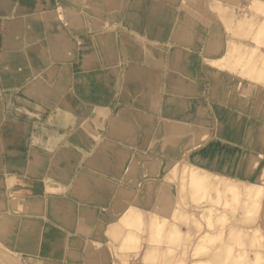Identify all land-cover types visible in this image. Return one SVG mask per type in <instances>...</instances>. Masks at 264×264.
<instances>
[{
    "label": "bare ground",
    "instance_id": "6f19581e",
    "mask_svg": "<svg viewBox=\"0 0 264 264\" xmlns=\"http://www.w3.org/2000/svg\"><path fill=\"white\" fill-rule=\"evenodd\" d=\"M161 1L66 0L69 7L60 5L55 10L51 0H26L23 5L15 6L9 17L0 20L2 30L8 33L6 40L0 43V170L5 173L0 177L7 180L5 183L0 180V189H6L0 191V210L18 214L5 217V222L10 223L7 226L0 219L1 239L3 236L9 238L23 248L25 238L34 241L43 228L41 220L30 216L31 213L55 210L53 214L60 224L69 226L72 231L47 225L48 231L55 236L51 249L57 255H63L70 248V256H77L78 249L84 248L86 258L88 256L94 264H107L111 256L108 251L94 246L95 242H89L87 238H103L110 229L107 228L111 227V237L122 235L123 247L130 244L132 248L138 241L137 229L146 230V239L152 236L150 231L156 222L153 212L172 210L173 190L178 188L179 196L184 195L180 184H184L187 176L181 174L178 187L166 183L163 188L159 186L168 193L164 194L167 198H162L160 193L156 197L158 194L154 192L144 198L150 205L145 218L144 212L140 210L142 213L139 214L140 211L134 210L136 206L133 207L134 201H140L137 198L140 186L148 190L151 182L175 175L177 163H182L187 153L192 151L191 156L205 150L201 148L202 138L205 129L213 124V116L219 119L226 116L222 107L215 113L208 111L203 93L212 100L227 103L228 93L242 90L239 95L231 96L230 103L241 114L248 113L251 124L260 126L264 123V47L254 49L256 53H253V48L261 43L264 45V0H170L171 4L167 6ZM206 5L211 9V25L203 22L209 15ZM115 18H120L119 25L115 24ZM33 19L40 20L43 32L42 25L45 24L52 35L49 32L40 35V31L31 26ZM60 19H68L72 31L85 32L76 40ZM238 35L243 43L234 41V36ZM245 49H251L250 53L244 52ZM199 53L205 57V62L197 66V60H201ZM20 56L23 64L10 65L17 63ZM223 59L229 60L231 63L227 67L235 70L231 78H222V73L215 70ZM5 72L14 73L18 82L4 88ZM240 75L249 84L252 79L259 84L256 82L245 89L241 82L240 85L236 83L239 80H234ZM224 84L231 90L221 92L220 87ZM257 118L261 122H257ZM242 119L223 125L225 130L232 132L229 136L231 155L228 165H224L228 168H220L221 164L217 163L212 166L209 176L203 169L201 172L195 167L197 170L193 172V179H189L187 195L198 203L203 191L210 187L208 184L213 185L210 193L213 198L219 197L220 191L224 190L213 184V173L214 177L220 178L235 175L237 160L249 163L246 154L254 153V148L248 144L264 143V129L250 124V128L258 130L249 138L250 128L245 127L248 123ZM194 145L198 147L192 149ZM225 147L229 146L225 144L222 148ZM5 153L28 156L23 167L25 176L9 172L11 166L1 161ZM263 166H256L248 181L245 178L230 181L234 192L228 198L244 197L240 207L233 202L237 198L232 201L234 219L228 237L229 241L233 240L234 251H238L239 246L234 243V233L250 228L240 221L244 222L251 214L249 202L257 192L251 185L263 173ZM221 170L225 171L223 176H220ZM200 177L204 183L199 182ZM56 184L60 185L55 187ZM14 185L21 186L10 188ZM260 190L264 192V186ZM100 208L106 210L101 212ZM181 216L191 219L186 211ZM261 224L264 225V220ZM253 228L254 231H243L245 236L255 233ZM167 233L169 235V231ZM253 242L249 241V244L253 245ZM145 243L140 246L142 260L147 264L164 261V248L156 247L155 242L156 246L143 248ZM48 244L44 243L45 246ZM27 248L36 250L30 244ZM253 250L246 249L244 257L256 252ZM117 253L120 255L119 251ZM233 254L229 264L238 263L233 258L237 253ZM121 257L124 258L122 254ZM36 259L40 264H55L54 261L47 263ZM188 261L197 264L202 259L189 258ZM165 264H169L168 261Z\"/></svg>",
    "mask_w": 264,
    "mask_h": 264
},
{
    "label": "rangeland",
    "instance_id": "374dc122",
    "mask_svg": "<svg viewBox=\"0 0 264 264\" xmlns=\"http://www.w3.org/2000/svg\"><path fill=\"white\" fill-rule=\"evenodd\" d=\"M0 2H2V1H0ZM208 7L209 6L206 5L205 6V10H206V13L209 14V15L205 16V19H204L205 21H203V22L211 25L213 23V19L211 17L212 14L209 12L211 9H209ZM1 14H4V12L2 11L1 4H0V15ZM60 21H62L61 23L63 24L64 27L67 26L66 27L67 30H70V28H69V20L68 19H63V20L60 19ZM30 23H31L32 27H34V28H36L37 30L40 31V35H42L45 32H49L52 35L51 30H49V29L47 30V27L45 26V24L42 25V26H44V32H43V29L40 28V20H34L33 19V20L30 21ZM2 29L3 28L0 25V34H1L0 35V43H2L3 40L4 41L6 40L5 38L7 37V34H8L6 31H4ZM234 41L238 42V43H243L242 38L239 35L238 36H234ZM261 47H264L263 43L259 44L255 48H253V50L256 49V48H258L257 50H259ZM251 49H248V50L245 49L246 51L244 50V52L248 51L250 53ZM253 53L255 54L256 50H254ZM199 54L201 55L202 53H199ZM7 57L8 56L5 57L6 60H7ZM21 58H22L21 56H20V58L17 57L18 62L15 63V64L10 63V65H17L18 66V65L23 64ZM5 59H4V61H5ZM204 62H205V57L201 55V60H199V61L197 60V66L198 65H202ZM230 63L231 62L229 60H226V59H223V60H221V62L220 61L218 62L215 70L219 74L222 73V75H223L222 78L228 79V78H231L232 76H234L235 70L231 69L230 67H227V66L230 65ZM222 64H225V65H222ZM3 75H4V78H5V83L2 84V86L4 88H7L5 86H11V85H14L15 83L18 82V79L14 77V73L9 74L8 72H5ZM244 78L245 77H242V75H240V76H238V79L236 77H234V80L235 81L239 80L236 83H238L239 85L242 83L243 86L242 85L241 86L243 88H245V89H248L249 86L256 85L258 83V81H254L256 79H252L253 80L251 82L252 84L251 83L249 84V82L244 81ZM9 82H12V83H9ZM201 82H202L201 83L202 85L205 84V82L203 80H201ZM239 82H241V83H239ZM238 84H235V85H238ZM251 87H253V86H251ZM239 88H240V86L237 89H239ZM230 90H231L230 86H227L225 84L220 87V91L223 92V93L225 91H230ZM241 91L242 90H234L230 94L228 93L227 97H228L229 100H228L227 103H225V102H223L221 100H218V101L215 100V99L212 100L210 98V96H208L206 93H203L202 98L205 100V106L207 107L208 111L212 112V110H213V112L215 113L217 111V108H221L222 107V109H225L223 115H226V116H223V118H221V119L213 116V124H211L210 126H208L207 129H205V133H204L203 138H202V139H204V144L201 146V148H203L205 150H203L202 152L200 151L199 154H197L198 156L196 154H191V156H190L189 154L192 151L190 153H187V155L184 158L183 162L182 163H177V170L175 169L177 171V173H176V171H174L175 175H168L167 176L168 178H166L167 180L165 179V177H163L161 180L159 179V180H157L155 182L153 181L154 184H153V182H151V184H149V187H148L149 189L147 188L149 191L145 190L144 187H142V186H140L139 189H137L138 193H139V196H137V198L140 201L139 202L138 201H134L133 207L136 206V207H134V210H136V211H140L141 210L142 212H144V214L141 211L138 212V213L139 214L142 213V216H144V215L146 216L147 212L149 211L150 205L146 203V200L144 198H146L149 194H151L153 192H154V194H158L156 197H159L161 195V197L163 198V196L168 195L167 192H166L167 193L166 194L165 191L163 189H161V188H163V186H166L167 184H169L171 186H175V188H176V187H178V183H179V178H180L179 175L182 174V175H186L187 176V178L184 181V184L182 182L180 184V189H181V191L183 192L184 195H180L179 196V193H178L179 191H177L178 188H176V190H173L174 195H175V199H174V201L171 204L172 205L171 206L172 210L165 211V212L164 211H157L156 213L155 212L152 213L153 217H154V214L156 215L155 216L156 217V219H155L156 222H155V224H153L154 226L151 229L152 232L150 231V233L152 234V236L150 238L153 237V239H154V240H151L152 243L150 241V238L146 239V237H147L145 235L146 234V230L142 231L140 228L136 230L137 232L135 231L136 232L135 234L137 235L136 238H137L138 241H137V244L136 243L133 244L132 248L130 247V244L128 245L127 248L123 247V244H121V241H122L121 236L122 235L119 236V237H116V236L114 237L112 235V237H111V234L113 233V232H111V231H113V229L111 227L107 228V230L109 228L110 229L108 231H106L107 234H105L104 235L105 237H103V238H97V237L96 238H93V237L92 238L91 237L87 238V241L92 242V240H93V243L95 242L94 246H97V247L100 246L98 248L103 249V250L106 249V251H108L107 254L109 253L108 255H111V256H110V258H108L107 264H113V263H115V264L119 263L120 264V262H122V260H123V262L121 264H147V262L142 260V258H141L142 257L141 254L143 253V251H142V249L140 247L141 244L145 243V242H146L145 243L146 245L144 244L143 248H145V247H147L149 245H155V243H156V244H158L157 246L155 245L156 247H162V248L165 249V253L162 252L163 253V257L165 255L164 261H161V260L157 261L156 260L155 262L153 261L152 264L153 263L154 264H165V261H168L169 264H189V262H190V261H188L189 258L202 259V261L198 262L197 264H200L201 262H203V264H223L225 261H227L225 264H229V262L231 263V261H229V260H231L232 256L235 254V253L233 254V252L237 253L235 255L236 257L234 256L233 258H236L237 262H238V263H235V261H234V264H253V263L254 264H259V263L260 264H264L263 263L264 262V246H263L264 245V225L261 224V221L264 220L263 219L264 213L261 214L262 213L261 210L264 212V209H262V208H264V205H263L264 204V192H261V190H260L261 187L264 186V174H263L264 173V166L262 168V172L263 173H261V175L259 177L255 178L254 179V183L251 185V187H253V188L255 187L257 189V192H256V194H253V195H255V198H254V196L252 197L253 198V200H252L253 202L252 201H250L252 203L249 202V204H250V209L249 210H250L251 214H249L247 218L248 219L250 218V219L248 221L247 218H246L245 220L247 222H245V220H244V222L240 221V222H242V224L246 223L248 225L247 226L246 224H244L245 226H247V227L250 226V228H248V229L249 230L251 229V231L252 230L254 231L253 227H255V229H256L255 233L252 232L251 235H246L245 236L243 231L246 232L248 230L246 228H244V230L241 229L242 230V231L240 230L241 232L240 231L237 232L239 234H237L236 232L234 233L235 234L234 243L237 242L235 244L236 247H237V245H239L237 247V249H236L238 251H234L233 248L235 246L231 247V244L233 243V240L229 241L230 240V238H229L230 234H228L229 230H231V228H232L231 222L234 219L233 214H232L233 211H234V210H232L234 205H232V201L236 200V198H237L238 202H236L237 200L233 201V202L238 203L236 207H240L241 200L244 198L243 195L242 196L240 195L239 197H235V199L233 198V200H232V198H230V199L228 198V196H232V194L234 192L232 190V188H231L232 186L230 184V181L234 180V179H242L243 180L244 178H245V180L248 181L249 179H251L249 174H253L254 168L256 166H257V168H259V166L264 165L263 164L264 162L261 163L262 159L264 158V143L259 142V144H257V145H255L254 143H252L251 145L248 144V146H251V148H254V153L246 154L247 158H249L248 159L249 163L248 162H246V163H242L241 162L240 163L237 160V164L235 166L236 167V174L235 175H233V176L228 175V177H221L220 178L218 175H216V177H214V173H213V175H212L213 184L215 186H219V189H220V187H221V189H224L223 191H220L219 197L218 196H217V198L211 197L210 193L213 191V185L212 184H208V186H210V187L207 190L203 191V196H202V198H201L199 203L197 202V200H195L191 196L189 197V195H187L189 193L188 182H189V179L190 180L193 179V172L195 170L201 169V172H202V169H203V173L206 172L205 175H209L211 169L213 168L212 166L216 165L217 163L221 164L220 168L223 167L225 170L228 168V166H226V168H225L224 165H228L227 162H228L229 157L231 155L232 147H230L231 146L230 145V141L231 140H230L229 136H231L232 132L229 131V130H225L226 128L223 125L228 126L229 124H233V123L239 122L242 119V117H245L246 119H242V120H244L245 123H248L247 125H245V127L247 129L250 128L249 126L251 124V121H250L251 119L248 117V113L241 114L239 112V110L236 107H234V105L232 103H230L231 102L230 101L231 96L239 95L241 93ZM256 121L257 122H261V119L257 118ZM251 125H253V124H251ZM253 126L261 127L259 130L264 129V123H262L260 126H257V125H253ZM207 130H209V131H207ZM257 130H258V128H254V127L250 128L249 129V133H248L249 138L253 137L256 134ZM246 133H247V130L243 131L244 135ZM198 135H199V133H198ZM199 137H200V135H199ZM225 144H227L229 147L222 148L223 146H225ZM213 145L215 146V148H214ZM17 146H19V145H17ZM196 147H198V146L194 145L191 148L195 149ZM207 147L209 148L208 151L206 150ZM256 149H258L259 151H256ZM206 151L208 153H206ZM203 152H205V153H203ZM256 152L259 154V157L257 156ZM196 157H198V158H196ZM252 161H255V162L251 163ZM3 163H4V159H3ZM4 165H5V163H4ZM195 167L197 169H195ZM205 168H206V170H205ZM223 168H222V170H224ZM222 170L220 171V176L224 175L225 171H222ZM0 172H1L0 176H4L5 173H4V171L2 172V169L0 170ZM221 173H222V175H221ZM1 179H2V177H0V180ZM198 180H199L200 183L201 182L204 183V180L201 179V177ZM159 182H160V184L162 186L159 185ZM168 182H170V183H168ZM165 183H166V185H165ZM208 183H209V181H208ZM58 185H60V184H56L55 187H57ZM152 189H155V190L158 189V190L155 192V190H152ZM159 189H161L162 191H160ZM2 190L4 191L6 189L4 187H1L0 191H2ZM227 190H229V191H227ZM231 190H232V192H231ZM169 192L171 193V191H169ZM214 192L218 193V190H215ZM159 193H160V195H159ZM261 193H263V194H261ZM200 194L202 195V192H200ZM46 198H50V197L46 196ZM165 198H167V196H165ZM182 198H184V200ZM228 201H230L229 204L227 203ZM230 207H232V208L230 209ZM0 208H1V205H0ZM177 209H178V212H177ZM105 210L106 209H104V208H100L101 212H104ZM180 211H182V212H180ZM185 211L191 215V219L190 220H187V219H185V218H183L181 216V213L183 214V212L185 213ZM254 211H255V213H253ZM33 213H36L38 215H45L44 212H42V213L33 212ZM33 213H31V215L30 214L29 215L35 217V214L32 215ZM157 213H159V214H157ZM169 213H172V214L169 215ZM175 214H176V216L178 215L179 219L175 218L176 217ZM259 214H261V215H259ZM14 215H18V214H15L13 212H5V210H3V211L0 210V219L3 221V225L4 226H7V224H8V223L5 222V220H6L5 217L7 218V217L14 216ZM161 215H162V217H161ZM145 216H144V218H145ZM37 218H39V217H37ZM162 218L164 219V222H163ZM2 221H1V224H2ZM172 221H173V223L176 226L173 225ZM161 222H163V223H161ZM194 222H196V224ZM1 224H0V227H1ZM141 224L143 225V221L141 222ZM178 224H179V227L177 226ZM256 224H257V226H256ZM258 225H260V226H258ZM251 226H252V228H251ZM61 227H63V226H61ZM61 227L59 226L60 229H61ZM131 227H132V225H130V227L128 226V228L130 230H131ZM171 227L173 229H171ZM0 230H1V228H0ZM61 230H63V229H61ZM63 231L69 232V230H67V229L63 230ZM167 231H169V235H168ZM170 231H171V234H170ZM75 233L77 234V232H75ZM78 234H80V233L78 232ZM164 234H166V235H164ZM186 234H188V235H186ZM234 234H231V235H233V237H234ZM138 236H140V237L138 238ZM169 236H170V239H169ZM238 236H239V239H238ZM240 236H241V239H240ZM108 237H109V239H108ZM183 237L186 239V241L187 240L188 241L185 242ZM205 237H207V240H206ZM233 237L231 239H233ZM143 238H144V241H143ZM243 238L245 240V243L243 241ZM237 239H238V241H237ZM2 240L4 241V239H2ZM6 240H7L8 243L11 242L8 245L9 247L10 246L14 247V245H12L13 243H15V246H16V244L18 245V243H16L15 241L12 242V241H10V239L8 240L7 238H6ZM183 240H184L185 243L183 242ZM240 240L242 242H240ZM246 240L248 241V244H247ZM249 241H250L251 244L254 241L253 245L249 244ZM153 242H155V243L153 244ZM24 243H27V242H24ZM24 243L22 244V246L24 245ZM243 244H246V245H243ZM119 245H120L121 249L119 248ZM246 246H248V248ZM27 247H28V245H25V248H27ZM114 247H116V248H114ZM167 248L169 249L168 252H166L168 250ZM198 248H199V251H198ZM231 248H232V250H231ZM115 249H117V250H115ZM118 249H120V250H118ZM219 249L221 251H218ZM226 249H227V253H226ZM246 249H254L256 251L255 252L253 250L255 252L253 254L249 253L252 256L251 255H249L247 257L245 256L247 258V260L244 257ZM200 250H202V251H200ZM239 250H240V252H239ZM111 251H112L113 254L111 253ZM115 251H116V254H115ZM118 251H119L120 255H118V253H117ZM141 251H142V253H141ZM242 251H244V254H242ZM137 252L138 253L140 252V253L138 254ZM215 252H217V254ZM162 253H160V254H162ZM121 254H122V256L124 258L121 257ZM134 254H135L136 258L134 257ZM214 254H216L215 255L216 257L214 256ZM225 254H227V255H225ZM240 254H242V255H240ZM30 256L33 257V259L34 258L35 259L38 258L36 256H32V255H30ZM27 258H29V256ZM87 258H88V256H87ZM111 258L115 262H113ZM115 258L116 259L118 258V260H116ZM239 258H241V259H239ZM258 259H259V261H258ZM64 260L66 261V259H64ZM88 260H89V258H88ZM240 260L243 261V262L240 263ZM13 263L16 264V258H14L10 254V252L5 251L2 248V243H1V238H0V264H13ZM88 263L89 264L90 263L94 264V262L91 261V260H89ZM148 264H151V263L149 262ZM194 264H196V263H194Z\"/></svg>",
    "mask_w": 264,
    "mask_h": 264
},
{
    "label": "crops",
    "instance_id": "0c3cea01",
    "mask_svg": "<svg viewBox=\"0 0 264 264\" xmlns=\"http://www.w3.org/2000/svg\"><path fill=\"white\" fill-rule=\"evenodd\" d=\"M2 2H0L1 4V9L4 12V14L0 15V19H4L6 17H9L10 13L13 12V10L18 7L20 4H24L23 2H25L26 0H0ZM128 1V0H127ZM161 1V0H160ZM162 4L164 5H169L171 4L170 0H162L161 1ZM63 5L65 7H69V2H66V0H51V7H53L55 10H57V8ZM16 6V7H15ZM14 8V9H13ZM25 12V11H23ZM34 11L32 10L31 13H33ZM32 15V14H30ZM115 24L119 25L120 24V18H115L114 20ZM71 33L74 34V38L77 40L80 35H82L85 31L82 32H76V31H72L71 29L69 30ZM75 32V33H74ZM196 50V48H195ZM74 62L77 64V59L74 60ZM75 64V65H76ZM37 85H39L38 83H36ZM27 147V145H26ZM29 148V147H28ZM28 156L23 153H17V154H13L10 155L8 153H5V156L2 157L1 161H3L4 159V163L5 164H9L11 167H9V172L12 174H16L19 176H25L26 174L24 173V169L23 167L27 164V158ZM11 169V170H10ZM3 182L5 183L7 180L2 178ZM21 185H14L11 186L10 188L12 189H18L20 188ZM55 210H45L44 213L45 215H38L36 213H33L32 215L35 214V217H39V219L41 220V224L43 225V228L38 232V238L35 239L34 241L29 242L28 238H25L26 242L28 243H24V247L20 248L17 244L15 246V243H13L12 245H14V247H9V243L7 242L6 238L3 236L4 241L1 239L2 242V248L5 251L10 252V254L16 258V264H36L34 263V261L37 262V264H40V261H37L39 259H33L30 255L32 256H36L42 260H44V262H52L54 261L55 264H89L86 258V252L84 248H80L78 249L79 254L77 256H70L69 251H71L72 249L69 248V250H66V253H64L63 255H57L55 253L54 250L51 249V245H53L52 243L54 242V235H52L50 233V231H48L47 229V225H49L52 228H57V227H61L62 224H60V221L58 220L57 217H55L54 213ZM58 211V210H57ZM5 212H10V210H5ZM48 222V223H47ZM63 230H70L69 226H64L61 228ZM59 230V229H57ZM43 236V237H42ZM1 237V236H0ZM2 238V237H1ZM9 240V238H8ZM48 242V246H45L44 243ZM31 243H35L34 245H32ZM30 244L32 247H35L36 250L34 249H27L25 248V245ZM54 246V245H53ZM53 251V252H52ZM29 256V258H27ZM65 256V257H64ZM52 257V258H51ZM66 258V263H64V259Z\"/></svg>",
    "mask_w": 264,
    "mask_h": 264
}]
</instances>
